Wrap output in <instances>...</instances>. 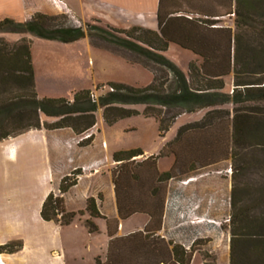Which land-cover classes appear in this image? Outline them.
I'll return each mask as SVG.
<instances>
[{"label":"trees","instance_id":"obj_1","mask_svg":"<svg viewBox=\"0 0 264 264\" xmlns=\"http://www.w3.org/2000/svg\"><path fill=\"white\" fill-rule=\"evenodd\" d=\"M226 17H235L236 29L222 24ZM66 19L65 14L37 12L26 21L12 18L0 21V31L29 33L45 40L72 43L98 30L104 37H118L116 39L127 48L168 68L176 86L167 89L166 84L155 77L151 84L143 87L109 82L110 90L99 98H95L92 89L75 91L72 98L41 95L35 84L31 42L24 38L19 43H11L0 37V142L41 128L69 127L81 135L97 125L100 109L104 120L112 125L137 114V110L129 108L137 104L146 106V116L159 117L164 136L171 124L161 118V108L180 107L191 113L210 109L200 121L181 126L158 155L137 161L144 155L141 148L113 154L117 166L112 176L120 218L144 213L150 220L143 231L126 236H117L118 221H109L108 259L105 263L97 260L98 264H191L202 240L187 249L160 234L169 183L230 158L234 161L239 145L256 136L255 132L264 134V122L259 121L257 115L264 106V0H159L157 30L141 26L116 29L103 26L100 21H96L99 25L88 24L84 28L68 24ZM107 29L116 34L106 33ZM119 34L125 37L117 36ZM173 44L197 57L189 63L188 71L165 55ZM231 74L234 88L226 92V79ZM13 88L21 89L22 93H16ZM231 104L235 105L232 120L222 122L227 123L226 131L218 129L219 120L231 117L229 110L221 107ZM41 113L57 120L42 122ZM93 139L94 135L80 144L87 146ZM166 156H173L174 163L169 170L160 172L158 160ZM82 174L83 170L77 169L65 176L61 181V195L50 193L47 196L41 210L44 220L64 226L84 214L83 211H67L63 197ZM233 192L229 227L223 225V229L230 232V264H264V220L252 215L249 209H237ZM87 212L91 216L87 226L95 233L99 228L92 219L103 217L96 198L88 199ZM22 246L21 242L0 245V253H13ZM199 251L208 260L209 252Z\"/></svg>","mask_w":264,"mask_h":264},{"label":"crops","instance_id":"obj_2","mask_svg":"<svg viewBox=\"0 0 264 264\" xmlns=\"http://www.w3.org/2000/svg\"><path fill=\"white\" fill-rule=\"evenodd\" d=\"M22 1L33 4L34 14L64 12L81 22L98 21L86 13L85 0H80L82 5L73 4L71 0ZM91 1L103 4L110 13L115 8L111 0ZM1 2L6 10L16 0ZM158 4L159 0H153V6L140 11L131 26L157 30ZM32 16L23 18V21ZM149 19L155 22L154 25ZM37 39L40 41L38 44L49 42L55 46L53 49L46 47L36 50L33 45L32 48L35 84L41 95L72 98L75 91L92 89L86 79L85 69L89 66L91 69L90 54L93 49L99 50L98 54L124 64L144 67L139 61L135 62L118 51L102 47L92 49L86 38L72 43ZM89 131L93 133L94 139L87 146L80 144V137L84 133L78 135L69 127L32 129L0 142V245L12 242H21L23 245L16 252L0 253V264H98L97 260L105 263L111 240L108 234L109 221H118L115 228L117 236L145 229L150 220L147 214L136 213L127 219L119 216L112 176V170L117 166L113 154L119 150L110 147L97 125ZM159 152L146 150L139 160L143 161ZM172 164V160L166 162L160 158L158 169L160 172L167 171ZM77 169H82L83 174L63 197L67 211H83L84 214L64 226L44 220L41 210L47 196L50 193L60 195L62 179ZM229 179V175L219 179L212 176L211 171H202L173 179L169 183L160 234L187 249L196 241L205 242L203 249L195 252L191 264L207 262L200 259L202 253L199 250L216 255L215 264H230V236L219 224L223 216L230 215ZM91 197L96 198L98 209L103 215L102 218L92 219L99 228L95 233H91L87 226V221L91 219L87 202ZM226 238L227 249L220 251L219 246Z\"/></svg>","mask_w":264,"mask_h":264},{"label":"rangeland","instance_id":"obj_3","mask_svg":"<svg viewBox=\"0 0 264 264\" xmlns=\"http://www.w3.org/2000/svg\"><path fill=\"white\" fill-rule=\"evenodd\" d=\"M70 2V0H67ZM114 3V10L110 13L106 11L103 4H96L91 0H85L83 2L85 6L86 13L91 17L100 21L101 25H109L116 29H126L129 30L134 26L132 20L139 17V12L142 10L150 9L153 6V0H111ZM73 4L80 5V0H71ZM103 3V2H101ZM10 4V3H9ZM82 5V3H81ZM87 5V6H86ZM90 5V7H88ZM78 7V6H77ZM124 9H126L124 11ZM6 10H9L5 13ZM5 10V5L0 3V21L6 18H12L18 22L23 21V18H28L27 16L35 12L33 4L24 3L22 0H16L12 2ZM48 14V13H45ZM65 14L68 19H66L68 24L74 23L75 25H82L87 28L88 24L99 25L95 22H81L77 18L72 17L67 13H59L53 15ZM52 15V14H50ZM136 17V18H135ZM92 18V19H93ZM144 19V18H142ZM234 19L230 17L223 18L222 24L230 25L236 29L234 25ZM146 20V19H145ZM62 21V19L60 20ZM151 25L152 19H149ZM106 33L115 35L111 29H107ZM247 32H244V34ZM90 36H86V42L92 47H102L105 49H112L118 51L121 55L133 58V61H139L144 67L137 65L124 64L122 61L112 59L105 56L104 54H98L96 49L90 54L92 58V66L90 69L86 68V79L89 82V87L92 88L95 98H99L102 94L107 93L109 88V82H123L131 84L134 86H148L151 84L155 77L159 79V82L166 84L167 89H170L175 85L174 75L165 66L155 63L150 60L147 56L140 54L130 48H127L122 42L118 41V37L107 38L101 35L97 30L90 33ZM107 34V35H108ZM109 36V35H108ZM117 36L125 37V34H119ZM0 37L7 39L11 43H19L22 39L27 38L31 42V46H36V50H42L40 48L53 49L55 46L48 42V44H38L40 41L36 36L29 33H15L9 31H0ZM84 38V39H85ZM144 45V44H143ZM100 52V51H99ZM169 59L176 62L182 69L188 71L189 63L196 59V56L189 50L180 48L177 45H171L169 50L165 54ZM88 64V63H87ZM86 81V82H87ZM48 86V85H47ZM234 88V75L231 74L226 79V88L224 91L232 92ZM37 89V88H36ZM52 89V87H49ZM16 93H22L21 89H14ZM38 91V90H37ZM48 91V90H47ZM54 93V92H52ZM5 96V95H3ZM263 106V105H262ZM144 104H137L129 106L131 109L138 111L137 114L126 117L119 120L118 122L110 125L104 120L103 111L100 109L97 112V126L103 137L106 139L107 143L116 150H129L134 148H141L143 151L158 152L161 151L162 147L168 142L175 138L181 126L200 121L206 115L210 109H200L195 112H187L183 108H161L162 116L165 118L166 122H170L171 127L168 131L164 132V136L161 135L160 131V119L159 117L146 116ZM221 108L229 110L231 117L226 116L222 120L216 123L217 128L224 129L226 131L227 123L232 120L234 114L235 105H225ZM258 115L259 121L264 122V106L260 110ZM174 118V119H173ZM42 122H55L56 118H51L45 116L41 113ZM262 126V125H261ZM260 126V127H261ZM259 129V128H258ZM32 130V129H31ZM50 130V129H49ZM54 130V129H53ZM29 131V130H28ZM261 131V130H258ZM92 133L90 131L81 135L80 140L87 134ZM93 134V133H92ZM256 136L252 135L251 139L245 140V143L239 145L236 149L237 156L233 161L230 158L227 161H223L214 166L199 170L192 174H197L202 171H211L212 176L215 178H225L230 176L231 191L230 200L232 197V192L236 195L237 209H249L251 214L256 216L259 220H264V134L260 135V132H255ZM15 135V134H13ZM258 136V137H257ZM14 137V136H12ZM141 157V156H140ZM138 157L136 160L138 161ZM164 161L172 160L174 163L173 156H166L162 158ZM140 161V160H139ZM173 165V164H172ZM191 175V174H190ZM189 176V175H188ZM183 178V177H182ZM61 192V191H60ZM55 194V193H54ZM61 195V193H59ZM56 195V196H60ZM231 206V201H230ZM231 217V207L230 215L223 216L219 224L223 229V225L229 227V220ZM224 230V229H223ZM229 233L228 230H224ZM205 242H201L197 247L203 249ZM227 238L222 241V245L219 246L220 251L227 249ZM203 251V250H202ZM208 252V251H207ZM210 257L208 258L206 264H215L216 255L209 252ZM230 257V256H229ZM201 260H204V255L200 256ZM230 259V258H229Z\"/></svg>","mask_w":264,"mask_h":264},{"label":"built area","instance_id":"obj_4","mask_svg":"<svg viewBox=\"0 0 264 264\" xmlns=\"http://www.w3.org/2000/svg\"><path fill=\"white\" fill-rule=\"evenodd\" d=\"M87 132H88V131H87ZM85 133H86V132H85ZM92 135H93L92 133H87V134L82 138V140H84V139H88V138H90Z\"/></svg>","mask_w":264,"mask_h":264}]
</instances>
